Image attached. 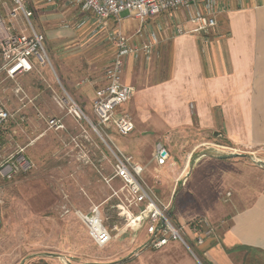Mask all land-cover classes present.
Here are the masks:
<instances>
[{
    "label": "crops",
    "instance_id": "0c3cea01",
    "mask_svg": "<svg viewBox=\"0 0 264 264\" xmlns=\"http://www.w3.org/2000/svg\"><path fill=\"white\" fill-rule=\"evenodd\" d=\"M220 2L221 12L217 16V25L209 33H176V27L183 24L170 23V13L164 12L165 19L161 16L149 18L154 24L146 26V36L149 38L150 32H154L157 43L149 58L144 52L138 57L127 56L123 72V81L135 88L132 98L122 108L133 115L135 130L126 135L128 138L121 145L114 141L118 137L117 133L113 130H109V133L117 149L144 165V178L152 189V184L170 183L169 179L173 180L167 199L172 201L173 210L176 209L177 186L180 181L184 185L187 176L189 179L193 176L195 164L202 166L200 169L204 166L208 169L203 177L200 175L195 181L191 179L192 185L187 190L189 194L198 195L201 199L202 192L203 195L212 193L216 199L224 194H231L233 201L226 214L227 225L223 228L214 225L217 227L215 240L197 247L206 264H264V166L247 163L248 165L241 167L243 163L237 159L238 156L218 158L224 153L239 154L243 150L246 152L245 156L253 159L254 155L255 159L264 161V0ZM56 4L46 0L40 5L44 15L41 14L39 27L46 32L47 39H56L59 42L56 46H62L68 42L62 39L75 34L77 38L71 40L76 42L75 46L82 45L85 39L91 40L98 49L105 48L103 52L109 53L105 63L112 61L115 48L107 34L117 25L116 21L109 19L105 30L91 35L96 21L89 15L79 16L81 11H76L71 18L68 17L57 25L54 20L59 14L50 13L64 6ZM53 18L55 19L52 20ZM85 18L86 23L78 28L76 24ZM187 18L189 17L185 21L188 24L185 26L192 28L193 25ZM128 19L131 21H126ZM68 20L70 26L66 27L64 23ZM138 23L134 17L127 15L120 27L128 36L137 29ZM168 24L174 25L173 34L166 32ZM133 42L141 45L144 37ZM98 49L96 50L99 51ZM74 58H77L73 59L76 66H63L62 77L84 111L88 115L93 114L96 90L104 83L105 71L103 74L95 73L94 76L101 74L100 78L85 82L84 78L89 72L79 65L78 56ZM63 60L66 61L65 58ZM44 69V66H37L34 71L26 74L29 76L37 71L42 77L41 82L27 79L23 85L29 98L34 100V105L28 104L23 109L27 119L24 122L27 130L25 152L30 158H34L35 153H39L40 158H48L52 153L58 159L64 152L61 145L63 137L70 135L72 140L76 138L79 145L75 142L72 147L74 154H77L74 155L73 163L78 170L76 169L69 185L73 189L69 192L62 191V194H68L74 199L83 198V194H86L93 200L91 196L97 195L95 192L99 185L104 198L96 203L93 200L92 205L101 204L108 211L111 191L99 178V171L104 176H111L113 158L105 153L102 146L88 144L83 138L80 123L54 102L58 92L52 90L50 80L45 81L42 76ZM51 118L59 119L64 127L49 128L46 120ZM10 126L13 127L12 124ZM36 134L40 135L38 142L33 140V135ZM148 134L151 138L147 137ZM7 137L4 144L5 151L9 152L14 146V140L9 133ZM95 140L97 139H93L94 143ZM158 143H162L170 153V158L163 166H159L154 159ZM84 156L86 162L83 163L80 158ZM217 171L220 174L216 176ZM240 171L246 176L239 178L237 172ZM256 172L263 174L255 179ZM200 179H204L207 185L198 187ZM231 182L238 187H234ZM114 183L118 184V181L115 179ZM244 199L247 201L239 203ZM87 207L88 204L80 210L88 213L91 205L88 207L89 211ZM180 215L181 213L178 214L179 217ZM141 232L133 235L131 232L113 231V238L109 243L124 241L125 247L134 249L137 254L139 249L145 247L147 239ZM46 244L54 247L55 251H45L44 255L36 259H18L17 264L123 263L124 257L110 261L103 257L96 260L84 258L79 242L70 237L45 242V248L48 247ZM170 245L184 248L195 260L194 264H198L191 252L180 242H170L159 249ZM6 262L9 263L10 259Z\"/></svg>",
    "mask_w": 264,
    "mask_h": 264
},
{
    "label": "built area",
    "instance_id": "2783aa9c",
    "mask_svg": "<svg viewBox=\"0 0 264 264\" xmlns=\"http://www.w3.org/2000/svg\"><path fill=\"white\" fill-rule=\"evenodd\" d=\"M60 3L64 7H80L86 14L95 19L94 33L105 30L107 21L113 18L117 25L108 32L107 37L114 45L115 51L111 63L105 70L103 84L96 90L93 102V118L81 106L75 103L67 91L66 97L55 95V101L67 113L80 123L82 134L90 136L88 140L94 145L91 133L94 132L110 149L112 153V175L104 176L102 180L110 188V210L115 216L107 213L101 205H92L86 214L78 212L80 219L86 226L88 235L97 246L107 245L113 238V231L133 235L141 231L146 236V247L159 249L170 242L182 243L193 255L198 264H206L197 247L216 237V231L209 219L199 216L188 222H176L173 218L172 201H163L148 185L144 178L145 168L136 162L131 155L117 149L110 138L109 130L121 136H126L135 130L133 115L123 106L132 98L135 88L123 81L125 59L129 55L138 57L144 52L150 57L157 37L150 32L147 41L141 45L134 44L131 37L121 29V22L125 19L123 13L134 17L139 22L135 35L142 38L145 23L153 15L167 11L191 9L189 22L193 25L176 27V33H209L217 25V16L221 12V0H47ZM33 0H0V84L5 80L15 82L13 95L19 101L17 110L11 111L0 99V180H13L20 174H25L33 167L26 156L25 146L16 145L12 151H5L3 136L15 134L10 126L13 119L22 123L27 121L24 108L28 104L34 105L25 87L17 83L18 79L34 71L37 66L49 63L46 52V36L37 30L32 23L35 16ZM202 5V6H201ZM87 18L77 23L80 28ZM66 27L70 22L64 23ZM49 128L61 129L64 125L59 119H47ZM17 123V122H16ZM86 123V124H85ZM89 128H87L86 126ZM90 129V131L88 130ZM91 132V133H90ZM73 142H78L73 138ZM170 158L168 149L162 144L156 145L154 159L159 166H163ZM115 179L118 184L114 183Z\"/></svg>",
    "mask_w": 264,
    "mask_h": 264
},
{
    "label": "rangeland",
    "instance_id": "374dc122",
    "mask_svg": "<svg viewBox=\"0 0 264 264\" xmlns=\"http://www.w3.org/2000/svg\"><path fill=\"white\" fill-rule=\"evenodd\" d=\"M45 1L46 0H33L36 11L35 16L32 18V23L37 30L45 34L47 39L46 32L41 27H39L41 14L44 15V11L41 10L40 5L44 4ZM58 9L59 10H54L50 13L51 15L55 13L59 14L56 19H52H55L54 21L57 23V25L60 22L62 23L68 17L74 15L76 11L79 13L81 11L83 13H81L79 16L88 15L80 7H59ZM192 10H194L193 7H191V9L167 11L165 13L171 14L172 19L169 20L170 23L187 25L188 23L185 21V19L187 16H190V14L193 12ZM163 14L164 12L153 16H161L165 19L166 16ZM122 16L127 17V13H123ZM149 18L145 23V29L143 31L144 41H147L145 39V37L147 38L146 26H152L154 24L150 22L151 20ZM157 20H159V18H157ZM126 21H131V19ZM172 24H168L166 28V32L169 34L170 32L173 34L175 28L174 27L172 29V26H174ZM138 26L139 23L137 24V28ZM135 32L136 30H134L133 33L128 34V36L131 37L132 42L140 39L135 35ZM93 34L95 35L97 33H94L92 30L91 35ZM75 38H77L75 34L72 36H66V39L62 40H66L68 42L62 46H56V44L59 43L56 39L46 40V52L49 57V63L44 66L45 69L42 72V76L44 77L45 81L50 80V83L53 85L52 90L58 92L57 94L60 97H66V90L71 99L81 106L70 88L66 86L67 84L62 77L61 69L63 66L75 67L76 64L73 59H77L74 57L78 56L79 65L84 70L89 72L84 80L85 82H90L91 80L100 78L101 74L104 73L106 67L111 61L109 63H105V61L108 60L107 57L109 53L103 52L105 48L98 49L95 44H93L94 42L90 40L91 37L89 38L90 41L85 39L80 46H75L76 42H71V40L74 41ZM95 48L99 51H97ZM64 58L66 61L63 60ZM96 72H100L101 74L99 76H94ZM27 79H34V81L37 83L42 81L41 75L35 71L29 76L24 75V77H20L16 82L24 85ZM13 87H15V82L12 80H5L0 84V99L6 104L7 108L11 109V111L17 110L21 104L16 97L14 98ZM52 90L51 93L53 94ZM54 102L57 103L56 101ZM64 110L67 112L65 108ZM89 116L93 118L91 113H89ZM13 120L17 123L14 124V121L10 122V125L12 124L16 131L15 134L11 135L10 137L14 140V146L10 149V151L15 149L17 147L16 145L24 146L27 142L25 132L27 131L25 128L26 125H24V123L18 119ZM117 135L118 137L114 139L117 145H121L128 138V136H121L119 134ZM39 136V134L33 135V140L38 142ZM92 136L93 139H97V141L95 140L94 147L97 145L102 146L105 149V153L111 157L112 153L107 145L94 132H92ZM50 137L54 136L50 135ZM147 137L151 138V135L148 134ZM7 138L8 137L4 135L3 142H6ZM83 138L85 141H88V144H92V142L88 140L90 136H85L83 134ZM72 143H75L72 140V136L65 135L63 137L61 140V145L64 152L62 153L61 158L58 159H56L55 155L52 153L48 158H40L39 153H35V157L30 158L27 153L26 156L33 164L32 169L25 174L16 176L13 180H0V264H17L18 259H36V257L44 255L45 251H51V249L55 251L54 247L48 246L47 244L46 246L48 247L45 248L43 243L55 242L57 240L67 239L69 237L76 240L77 243L79 242L81 251L85 256L84 258L90 260H96L97 258L103 257L106 258L105 260L110 261L115 260L116 258L120 259L121 257H124L123 263L121 264L196 263L193 262L195 260L191 258L187 251L179 245H170L162 249H153L152 247L145 246L139 249L137 254L134 249H127L125 247L124 241H112L103 247L97 246L88 235L86 226L80 219L78 212L86 214L87 212L80 210L82 207L87 204L88 207H90V205L92 206L93 200L95 203L102 201V198H104L103 190L98 187L99 185H97L95 192L97 195H93V197L91 196L93 200H90L86 194H83V198L78 197L75 199L69 197L68 194H62V191L69 192L73 189L69 185L70 182L73 181L72 179L74 178L76 169L78 170V167H75L76 164L73 163V161H75L74 155L76 153L74 154ZM238 153L240 155L237 159H240V161L243 163L241 164V167L247 163H254L257 165L256 162H253V159L245 156L246 152L243 150ZM80 159L83 163L86 162V156ZM200 167L202 166L195 164L193 167V176L190 179L189 176H187V182H185L184 185L182 184V181L179 182L175 201L176 209L173 210V218L176 220V222L186 223L191 219L199 217V215H204L209 219L211 224L213 223V227L214 225H219L223 228L228 223L226 214L229 212V208L232 206L233 197L231 194H224L223 197L220 196L216 199L214 194L211 193L206 195V192H204L205 195H203L202 192L201 199L200 196L192 195L187 192V190L192 185L191 179L195 181L200 175L203 177L208 169L207 167L205 168V166L201 169ZM236 171L239 170L237 169ZM232 172L234 171H231V173ZM241 172L242 171L237 172L239 173L238 177H245L246 174ZM248 173H250V171ZM219 174L220 172L217 171L216 176ZM251 174H253V172H251ZM262 174L263 172H256L255 176L257 177L255 179L259 178ZM99 178L102 179L101 176ZM169 181L171 182L152 184L153 190L161 197L163 201H167L170 196L173 180L169 179ZM198 183V187L207 185V182L204 179L198 180ZM104 184L108 186L105 182ZM231 184L234 187H238V185H236L234 182H231ZM81 185L83 184H80V186ZM246 201L247 199H244L239 203H244ZM87 211H89V208ZM107 213L115 216L116 212H113L112 209L109 210L108 208ZM179 213H181V217L178 216ZM214 217H221V219L215 220L217 218ZM141 233L144 235L143 232ZM131 251H133V253H131ZM14 258L16 260H14ZM8 259H10L9 263L6 262Z\"/></svg>",
    "mask_w": 264,
    "mask_h": 264
},
{
    "label": "water",
    "instance_id": "95a60500",
    "mask_svg": "<svg viewBox=\"0 0 264 264\" xmlns=\"http://www.w3.org/2000/svg\"><path fill=\"white\" fill-rule=\"evenodd\" d=\"M240 154H237V153H224L222 155H219L218 158L220 159H227V158H232V157H236V156H239ZM254 159V162L257 163V165H260V166H264V161L263 160H260V159Z\"/></svg>",
    "mask_w": 264,
    "mask_h": 264
},
{
    "label": "trees",
    "instance_id": "16d2710c",
    "mask_svg": "<svg viewBox=\"0 0 264 264\" xmlns=\"http://www.w3.org/2000/svg\"><path fill=\"white\" fill-rule=\"evenodd\" d=\"M213 240H215V239H213ZM213 240H210V241H213Z\"/></svg>",
    "mask_w": 264,
    "mask_h": 264
}]
</instances>
